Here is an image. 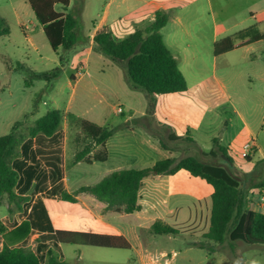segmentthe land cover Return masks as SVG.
Here are the masks:
<instances>
[{"label":"crops","instance_id":"obj_1","mask_svg":"<svg viewBox=\"0 0 264 264\" xmlns=\"http://www.w3.org/2000/svg\"><path fill=\"white\" fill-rule=\"evenodd\" d=\"M203 1H205L206 6L195 7V3H202ZM180 2V0H139L132 5V0H122L121 3H123L126 10H120L121 8L118 7L116 13H113L116 15H113L112 18H110V3H107L98 23L96 25L92 24V29L88 32V35L80 33V41L69 53V63L71 65H81L84 56L88 58L93 54H96L97 60L101 61L103 56L93 48L92 38L96 32L106 28L114 38L119 39L117 36H124L126 33L130 35L136 29L144 28L153 21L154 13L157 10H164L170 14V19L160 33L186 82V91L184 92L156 96L154 107L150 112L148 98L144 92L131 90L129 87L120 92L124 99L136 105L137 109H134V115H131L127 120L129 122L128 126L107 128L112 130L113 133L105 142L106 161L86 164L90 166L99 164L92 185L99 183L112 172L129 169H150L156 162L167 158L180 159L185 156H193L204 163L221 166L227 171H229L228 166L233 165L229 157L217 151L213 145V140H216L220 147L226 136V134H223V138L220 137V134H222V117L219 110L221 103H219V100H226L227 98L223 93H217V90L210 89L204 81L196 78L198 76L193 68L198 64V61L203 60L201 52L204 44L210 45L213 54V45L227 37L232 40L233 50L216 57L213 54V57L218 58L240 51V59L252 63L253 55L250 53L252 46L264 40L258 39L255 41L254 38L264 35V32L260 34L253 30L256 27L255 17L264 12V0H258L247 8L253 20L252 25L248 27V31H251L250 36L239 38L238 41H235L238 34L218 37L227 29L223 28L224 21L221 17L217 19L213 17V32L209 43L196 41L195 33L184 21V15L188 14L190 17L200 16L206 9L209 11L210 16L211 0H188V3H185L183 7ZM175 9L181 10V12L183 9L185 10L178 14ZM32 29H37V33L42 32L40 25L38 28L34 26ZM198 31L200 34V30ZM199 40H201L200 37ZM61 69L62 67H60ZM80 69L81 67H79ZM39 76H33V78H41L48 84L49 77L47 75L45 77ZM95 81H98V79H95ZM29 86L34 89L32 82L29 83ZM68 86L71 87L72 92L63 111L58 108L54 109L60 111L63 116L60 130L49 138L37 135L35 138L25 139L19 148V157L12 162V168L19 176L15 187V193L18 196H29L25 188L18 190L21 177L28 181L33 177L31 170L23 165L20 162L21 160L33 162L34 158L41 155L56 164L59 175V172L63 173L64 169L63 158L71 125L79 124L80 121H87L98 127L106 128V120L103 119L102 112H99V110H96V114H93L90 120L81 119L78 113L77 115L72 113L73 111L78 112L80 107L88 104L87 99L91 97L92 89L96 88L92 87V80H85L83 75L79 73L72 74ZM58 99V95L54 94L53 100L56 105H58ZM228 103L230 102L228 101ZM228 105L229 108L227 107L225 112L228 117L224 124L227 125V123L232 122L230 117L232 113L241 120L242 128L246 129L248 134H251L248 125L239 117L236 109L230 104ZM136 118H143L144 120L151 118L153 122L166 131V138L170 134L180 138L181 140L172 143L182 144L187 147L189 152L179 157V153L175 149L167 145H165L166 149H163L156 137L143 130L140 139L137 138L132 144L129 143L126 139L128 133L126 131L133 130L132 121ZM22 123L18 120L11 121V131L15 127L20 128ZM233 127L232 124L227 126L225 132L231 128L233 129ZM46 140L53 141V144L48 146ZM142 144H144L146 151L142 149ZM96 150V148L92 150L90 155ZM253 150L256 151L254 147ZM210 153H213L214 156H211ZM71 156V164L76 165L72 163L74 154L72 153ZM244 175L247 176L248 173ZM233 177L239 178L238 176ZM61 182L62 188L57 195L47 196L45 199L34 202L29 201L22 206V212L15 213L11 217L8 215L9 204L6 196L0 197V223L6 229V232L13 230L24 221L28 222L30 226L28 236L16 244L15 247H27L36 254L34 247L30 248L31 241L36 238L34 246L38 247L40 255L36 254V256L38 260L42 257L43 263L48 250H52L60 261L65 262L63 245L59 244L55 238V231L57 230L122 236L130 245L128 250L134 251L142 260L146 257L148 246V237L143 238L142 233L143 231L149 232V228L156 220H160L177 230L178 233L172 235L173 237H179V235L184 237L185 233L191 231L193 234L199 233L200 239L206 241L203 235L209 227L213 189L204 180L192 177L186 171L180 170L169 176H156L153 174L145 178L138 190L137 203L140 206V211L132 214L106 211L102 203L86 194L74 196V203L62 201V192L72 195L80 187L92 185H79L71 189L64 177ZM263 185L264 173L249 176L247 187L244 191L242 190L245 194L247 210L259 212L264 208V200L261 199L264 197ZM66 204L74 205L77 208L74 210L68 209L65 206ZM31 205V211H25L26 207ZM192 209H194V214H192ZM185 228L188 229L185 230ZM151 235L154 234L150 233L149 237ZM3 240V235H0V250ZM207 243L203 247L194 244L190 246L191 248L207 250L210 255L221 250V244L209 241ZM40 263L42 262L40 261Z\"/></svg>","mask_w":264,"mask_h":264},{"label":"rangeland","instance_id":"obj_2","mask_svg":"<svg viewBox=\"0 0 264 264\" xmlns=\"http://www.w3.org/2000/svg\"><path fill=\"white\" fill-rule=\"evenodd\" d=\"M121 1L70 0L66 12L78 17L79 33L88 35L92 24L96 25L102 17L107 3H110V18L116 15L113 13H116L118 7L121 8L120 10H126ZM136 1L139 0H132V5ZM180 1L182 7L188 3V0ZM256 1L258 0H211L210 16L209 11L204 9L202 15L199 13L200 16L184 15V21L195 33L196 41L209 43L213 32L212 18L221 17L224 21L223 28L227 31L218 37L238 34V37L235 35L237 38L235 41H238L239 38L251 35L248 27L252 25L253 20L247 8ZM197 6H206V3L205 1L195 3V7ZM175 12L182 13L178 9H175ZM0 17L9 26V36L0 37V136L11 132L10 122L13 120L23 122L18 129L20 133L26 135L27 128L48 111L57 108L63 111L72 92L71 87L68 86L70 75L77 73L82 74L85 80H92V87L96 88L92 89L91 97L87 99L88 104L80 107L78 112L73 111V115L78 113L81 119L90 120L92 119L90 117L96 114V110H99L102 112L103 119L106 120L105 127L109 129L124 127L129 117L134 115L133 111L137 109V106L125 100L120 93L128 88L125 69L122 66L113 63L105 56L103 60H97L96 54H93L88 58L84 56L81 65H71L68 62L60 70L58 59L64 53L58 50L55 54L43 32L37 33V29H32L34 26L38 28L39 24L25 0H0ZM255 18L256 27L253 30L261 34L264 32V12ZM127 35L128 33L117 37L121 39ZM202 48L203 60L198 61L193 69L198 76L196 78L204 81L210 89L217 90V93H223L227 98L219 100L222 117L220 137L223 138L222 135L226 134L220 147L233 163V165H227L229 167L227 172L239 177L237 180L240 189L244 191L250 175L264 173V40L252 46L250 52L253 55L252 63L242 61L240 51L214 58L209 44H204ZM79 67H81L80 70ZM39 75H47L48 84L41 78H33ZM30 82L34 84V89L30 88ZM54 94L58 95V105L54 103ZM228 104L236 109L239 117L248 125L251 134L242 128L241 120L232 113L230 114L232 122L224 124L228 117L225 115L227 107L229 108ZM118 107L122 109L121 114L116 113ZM137 119L139 118L132 121L133 130L126 131L128 132L126 139L131 144L135 139H140L142 130L147 132L137 123ZM143 122L149 126L151 132L163 139L165 145L175 149L179 157L189 152L182 144L169 142L166 139V131L151 118ZM231 124L234 125L233 129L225 132L227 126ZM46 141L48 146L53 144V141ZM67 143L63 158L64 169L63 173L59 172V175L56 164L41 155L34 158L33 162L20 161L32 172L33 177L30 181L21 177L18 185V190L25 188L30 201L57 195L62 188L63 177L71 189L79 185H92L99 164L92 166L83 163L71 164L72 153L75 154L85 146L95 149L93 143L79 133L78 123L71 125ZM142 149L146 151L144 144ZM244 152L249 161L242 156ZM246 173H248L247 176L244 175ZM65 206L73 210L77 208L70 204ZM31 209L32 205L26 207L25 211H31ZM259 212L264 213V208ZM142 235L143 238L148 237L146 255L166 253L167 262L159 258L154 262L148 257L142 260L132 250L63 245L65 262L67 264H264V246L245 245L240 241L232 244L227 240L221 244L220 251L210 255L207 250L191 248V244L199 247L208 244L200 239L199 233L193 234L189 231L183 235L184 237L181 235L179 237L172 235L149 237L150 233L143 231ZM34 241L36 238L31 241L30 248L34 247V251L40 256ZM173 252L176 255L171 258ZM39 260L43 263L42 257Z\"/></svg>","mask_w":264,"mask_h":264},{"label":"trees","instance_id":"obj_3","mask_svg":"<svg viewBox=\"0 0 264 264\" xmlns=\"http://www.w3.org/2000/svg\"><path fill=\"white\" fill-rule=\"evenodd\" d=\"M26 1L52 51L55 54L58 50L63 51L64 54L58 59L62 67L69 62L70 51L80 41L79 19L76 15L66 12L70 0ZM169 19L168 12L157 10L151 23L144 28L136 29L123 39L114 38L106 28L96 32L92 38L93 48L97 53L108 57L113 63L125 69L128 87L131 90H140L145 93L148 98L149 112L154 107L156 96L186 91L183 75L160 33ZM8 36L9 26L0 17V37ZM258 39H264V35L254 38L255 41ZM231 50H233V43L229 37L213 45L215 57ZM39 77H45V75ZM62 118L60 111L51 110L28 127L26 135L20 133L15 127L9 134L0 136V197L6 196L10 217L22 212V206L30 201L29 196H18L15 193L19 176L12 168V162L19 157L21 144L25 139L35 138L37 135L47 138L53 136L60 130ZM143 120L140 118L136 121L158 139L163 149H166L163 139L151 132ZM79 133L89 139L97 150L90 155L93 148L85 146L74 154L72 163L105 162L107 159L105 142L113 131L87 121H80ZM166 139L169 142L181 140L173 134ZM213 145L217 151L226 156L216 140H213ZM210 155L214 156L213 153ZM245 159L250 160L248 156ZM180 170L186 171L192 177L204 180L213 189L209 227L203 235L206 242L222 244L228 240L231 243L240 241L245 245L264 246V214L246 209L245 194L240 189L238 180L223 167L204 163L193 156L180 159L167 158L156 162L150 169L115 171L106 175L95 185L80 187L72 195L62 192L61 200L74 203V196L86 194L102 203L106 211L132 214L140 211L137 203L138 190L145 178L153 174L169 176ZM29 230L30 226L26 221L9 232H6L0 223V235H3L4 239L0 250V264H67L60 261L52 250L47 251L45 262L40 263L29 248L15 247L28 236ZM149 232L158 236L178 233L177 230L160 220H156L151 225ZM55 238L61 245L121 250L130 248L128 241L122 236L57 230Z\"/></svg>","mask_w":264,"mask_h":264},{"label":"built area","instance_id":"obj_4","mask_svg":"<svg viewBox=\"0 0 264 264\" xmlns=\"http://www.w3.org/2000/svg\"><path fill=\"white\" fill-rule=\"evenodd\" d=\"M116 113H117V114H121V113H122V109H121V107H118V108L116 109ZM242 156H243L244 158H246V157H247V154L244 152V153H242ZM261 199L264 200V197H262ZM35 255H36V254H35ZM175 255H176V253L173 252L172 255H171V258L175 257ZM36 257H37V256H36ZM146 257H148L150 260L156 262V261H158V258H159V259H164V260L166 261V259H167L168 256H167L166 253H158V254H155L154 256L147 254ZM166 262H167V261H166Z\"/></svg>","mask_w":264,"mask_h":264},{"label":"water","instance_id":"obj_5","mask_svg":"<svg viewBox=\"0 0 264 264\" xmlns=\"http://www.w3.org/2000/svg\"><path fill=\"white\" fill-rule=\"evenodd\" d=\"M125 125L128 126L129 125V122L127 121Z\"/></svg>","mask_w":264,"mask_h":264}]
</instances>
